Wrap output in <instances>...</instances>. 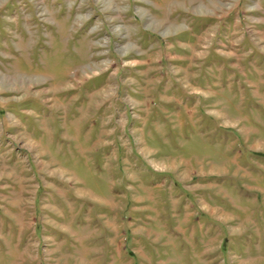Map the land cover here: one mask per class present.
<instances>
[{
  "label": "rangeland",
  "instance_id": "rangeland-1",
  "mask_svg": "<svg viewBox=\"0 0 264 264\" xmlns=\"http://www.w3.org/2000/svg\"><path fill=\"white\" fill-rule=\"evenodd\" d=\"M0 264H264V0H0Z\"/></svg>",
  "mask_w": 264,
  "mask_h": 264
}]
</instances>
